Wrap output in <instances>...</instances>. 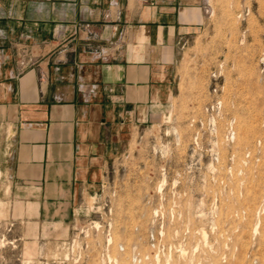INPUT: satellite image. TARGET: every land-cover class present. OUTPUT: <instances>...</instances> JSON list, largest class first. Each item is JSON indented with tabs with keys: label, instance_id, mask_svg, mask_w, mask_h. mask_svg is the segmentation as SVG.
<instances>
[{
	"label": "rangeland",
	"instance_id": "1",
	"mask_svg": "<svg viewBox=\"0 0 264 264\" xmlns=\"http://www.w3.org/2000/svg\"><path fill=\"white\" fill-rule=\"evenodd\" d=\"M197 2L203 21L178 51L168 106L111 155L69 231L16 222L19 202L0 149V264H113L106 256L131 264L132 251L153 256L146 199L161 177L185 183L182 230L162 232L158 264L166 256L172 264H264V0ZM27 243L36 244L29 257Z\"/></svg>",
	"mask_w": 264,
	"mask_h": 264
},
{
	"label": "crops",
	"instance_id": "2",
	"mask_svg": "<svg viewBox=\"0 0 264 264\" xmlns=\"http://www.w3.org/2000/svg\"><path fill=\"white\" fill-rule=\"evenodd\" d=\"M197 1L0 0V149L17 223L73 227L111 155L168 106Z\"/></svg>",
	"mask_w": 264,
	"mask_h": 264
},
{
	"label": "built area",
	"instance_id": "3",
	"mask_svg": "<svg viewBox=\"0 0 264 264\" xmlns=\"http://www.w3.org/2000/svg\"><path fill=\"white\" fill-rule=\"evenodd\" d=\"M263 53L264 52H262V55ZM260 61L262 63L263 58H261ZM162 178H164L163 181ZM155 182L156 183L153 193L148 195L146 199V202L150 208V227H148L149 240L151 241V247L155 251L153 252V256L146 255L142 257L132 251L129 258L131 264H139L143 260H151L149 262L150 264L153 262V260H155V262L158 264V262L161 261V256H159L158 251L163 250L165 247V245L162 243V232L170 227L173 228L175 232L182 230L181 226L178 225L179 223H176V219L182 214L181 208L183 205L184 196L183 193H181V186L183 183H185L184 180L180 178H172L167 180L165 177H161L160 179L155 180ZM191 198L193 201L196 199V195L193 194ZM194 206L195 205L192 207ZM195 209H197V207ZM164 217L167 219L165 220V224ZM152 225L154 226L152 227ZM91 227L96 229L95 225H91ZM156 232L157 234L155 235ZM168 249H170L169 246ZM119 250L122 252L123 248L120 246ZM106 259L113 264L118 263L116 258L106 256ZM162 261L164 264H172L169 256L162 257Z\"/></svg>",
	"mask_w": 264,
	"mask_h": 264
},
{
	"label": "bare ground",
	"instance_id": "4",
	"mask_svg": "<svg viewBox=\"0 0 264 264\" xmlns=\"http://www.w3.org/2000/svg\"><path fill=\"white\" fill-rule=\"evenodd\" d=\"M246 111V110H245ZM248 118V117H247ZM245 120L243 121V123H242V125L244 126L243 128L245 129L246 127H247V121H246V118H244ZM9 127V126H8ZM164 180V179H163ZM162 180V181H163ZM5 189V188H4ZM8 195V194H7ZM1 203V202H0ZM5 204V203H4ZM3 204V205H4ZM2 206H1V204H0V208H1ZM7 207V206H6ZM0 216H1V214H0ZM256 227L254 228V232L256 231ZM202 235L204 236L205 235V233L204 232H202ZM110 239V238H109ZM110 241V240H109ZM32 242V241H31ZM29 244V245H28ZM34 244L35 243H27V247L25 248V251H24V254H25V257H29V256H32V255H34V253H35V246H34ZM36 245V244H35Z\"/></svg>",
	"mask_w": 264,
	"mask_h": 264
}]
</instances>
